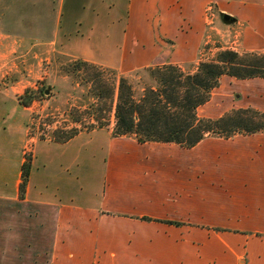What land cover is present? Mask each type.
Listing matches in <instances>:
<instances>
[{
    "label": "crops",
    "instance_id": "0c3cea01",
    "mask_svg": "<svg viewBox=\"0 0 264 264\" xmlns=\"http://www.w3.org/2000/svg\"><path fill=\"white\" fill-rule=\"evenodd\" d=\"M127 1L121 24L109 12L89 15L94 21L83 43L73 41L70 29L72 55L122 76L164 65L195 71L206 36V0ZM38 4L20 18H55L54 9L47 15ZM51 24L45 30L37 22L43 39L25 37L24 50H55L60 26ZM22 96L16 87L0 89V200L53 213L49 264H264V140L228 139L246 148L236 146L229 158L206 153L209 138L191 149L96 138L102 130L81 132L64 145L44 140L35 145L20 199L25 157L16 134L23 126L16 122L25 110Z\"/></svg>",
    "mask_w": 264,
    "mask_h": 264
},
{
    "label": "rangeland",
    "instance_id": "374dc122",
    "mask_svg": "<svg viewBox=\"0 0 264 264\" xmlns=\"http://www.w3.org/2000/svg\"><path fill=\"white\" fill-rule=\"evenodd\" d=\"M35 1L39 3L38 12H47L45 14L49 15L54 9L55 18H20L21 11H25L30 4L32 7ZM127 9V0H65L63 4L58 3V0L55 3L50 0H0V89L12 86L16 87V92H22V95L27 90L35 94L34 101L29 106L22 105L25 110L16 122L23 126L16 134L18 139L20 136L23 139L24 159L30 166L34 160L32 157L35 145L44 140L56 143L53 132L61 128L69 130L77 127L80 129L79 134L102 130L101 135L96 138L120 139L130 143L137 141L132 135L114 136L113 114L109 117L107 126L96 129L89 127L94 122L90 106L95 104L93 110H99L95 116H105V110L101 112L103 103L95 101L90 92L93 90L92 83L85 81L99 73L110 79L111 75L107 71L112 69L97 65V69H94L80 65L79 61L83 60L72 55L76 48L71 45L68 35L70 29L74 30L73 41L81 39L83 43L85 39L82 40L81 35L86 31L87 24L94 21L87 18L89 15L109 12L114 14L110 15L113 22L118 18L121 24L125 21ZM225 15L232 19L225 21ZM97 18L98 23H102ZM37 22L42 23L45 30L53 28L51 23L55 26L59 22L60 39L55 50L49 46L30 52L24 50L27 43H38L43 39L39 33L36 34L40 27H36ZM204 24L206 36L200 49L199 64L214 61L217 54L224 50L234 51L239 55L264 50V0H206ZM43 33L45 31L41 32ZM27 36L35 38L26 42ZM114 38L118 41L117 35ZM248 107H261L260 112H264V80H238L226 76L222 83L220 81L219 87L212 91L205 106L199 108L198 115L217 119L233 110ZM75 120L78 122L75 123ZM235 137L237 140H264V133ZM208 140L212 142L203 145L204 151L212 155L219 154L223 158H229L230 151L236 146L243 152L246 149L244 143H240L244 141ZM78 144L79 142L75 144V148L80 147L81 150V144ZM80 152L82 155L85 153L82 150ZM94 155V158H102L99 154ZM53 231L54 218L50 210L20 200H0V264H49Z\"/></svg>",
    "mask_w": 264,
    "mask_h": 264
},
{
    "label": "trees",
    "instance_id": "16d2710c",
    "mask_svg": "<svg viewBox=\"0 0 264 264\" xmlns=\"http://www.w3.org/2000/svg\"><path fill=\"white\" fill-rule=\"evenodd\" d=\"M79 62L97 69L95 65ZM107 72L111 80L99 73L85 81L92 83L90 92L95 101L103 103L101 112L105 110V116H95L99 110H93L95 104L90 106L94 115L91 129L107 126L113 114L115 137L132 135L141 144H175L187 149L211 137L228 140L237 135L264 133V112L255 109L233 110L217 119L198 116V109L209 101L224 76L238 80L264 79V51L244 55L220 51L214 61L201 62L193 72L175 65L142 69L130 76H118L113 70ZM34 95L27 90L20 102L27 107L34 101ZM79 132L77 127L61 128L53 132V139L65 144ZM29 171L30 164L25 162L20 199H24Z\"/></svg>",
    "mask_w": 264,
    "mask_h": 264
},
{
    "label": "water",
    "instance_id": "95a60500",
    "mask_svg": "<svg viewBox=\"0 0 264 264\" xmlns=\"http://www.w3.org/2000/svg\"><path fill=\"white\" fill-rule=\"evenodd\" d=\"M229 19H230V16H229V15H225V16H224V20H225V21H229ZM47 94H48V91H47Z\"/></svg>",
    "mask_w": 264,
    "mask_h": 264
}]
</instances>
